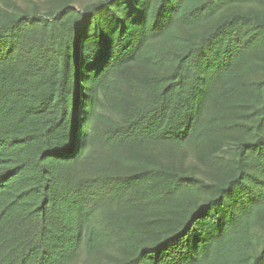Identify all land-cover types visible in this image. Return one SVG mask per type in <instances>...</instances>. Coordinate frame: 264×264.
<instances>
[{
	"label": "trees",
	"instance_id": "1",
	"mask_svg": "<svg viewBox=\"0 0 264 264\" xmlns=\"http://www.w3.org/2000/svg\"><path fill=\"white\" fill-rule=\"evenodd\" d=\"M98 122L127 171L83 172ZM125 198L114 264H264V0L0 7V264L107 252L95 219Z\"/></svg>",
	"mask_w": 264,
	"mask_h": 264
},
{
	"label": "rangeland",
	"instance_id": "2",
	"mask_svg": "<svg viewBox=\"0 0 264 264\" xmlns=\"http://www.w3.org/2000/svg\"><path fill=\"white\" fill-rule=\"evenodd\" d=\"M98 0H0V7L9 13H42L46 10H54L62 6L64 3L75 8H83L89 3ZM99 114L108 119L119 120L118 113L115 112L111 102L103 99L99 103ZM108 127L106 123H94L93 131L95 133L94 143H92V153L90 154L91 162L89 167L83 169V172L87 175L112 173L113 171L125 172L128 167L119 169V164L117 159L114 157L113 153H109L103 143L99 142V139H103L105 131ZM158 153L144 152L145 155L150 157H155L161 160V162L168 166L180 167L184 169H190L191 166H201L203 170H210L216 172L221 168L220 160L203 162L201 158L194 159L188 156H182L183 154L172 153L166 147H162ZM119 152H124L121 150ZM193 173L200 174L198 170H193ZM128 197V196H126ZM131 199L125 198V200H120L119 202H109L106 206H102L99 210V214L96 216V225L102 229L103 234L106 236L107 244L106 250L103 254L95 253L91 255H86L80 260V264H114V259L116 254L113 251L112 243L116 240L119 234V228L117 224V218L124 216L125 212L130 211L129 204ZM123 210V211H121ZM121 211V212H120ZM138 210L134 212V216L138 215Z\"/></svg>",
	"mask_w": 264,
	"mask_h": 264
}]
</instances>
